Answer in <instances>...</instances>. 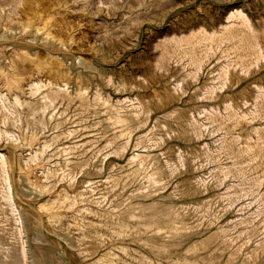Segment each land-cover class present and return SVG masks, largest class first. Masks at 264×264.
<instances>
[{"label":"rangeland","instance_id":"rangeland-1","mask_svg":"<svg viewBox=\"0 0 264 264\" xmlns=\"http://www.w3.org/2000/svg\"><path fill=\"white\" fill-rule=\"evenodd\" d=\"M70 3L93 22L91 28L73 21L82 23L89 50L73 47L65 57L88 83L89 104L48 99L43 81L19 101L0 95V114H10L0 129L11 131L1 132L0 141H15L22 124L37 134L32 148L20 147L22 163L48 183L43 188L0 166V264H107L110 246L125 259L144 256L150 263L264 264V0ZM231 30L257 36L258 50L243 56L245 42ZM192 32L179 43L173 38ZM225 71L253 74L263 86L237 98L229 76L219 77ZM62 88L76 95L74 84ZM223 94L234 96L231 105ZM110 104L123 114L137 110L147 122L105 146L117 130ZM120 145L121 153H113ZM134 151L149 154L139 171L128 159ZM64 186L73 194L94 192L100 209L144 226L119 233L105 224L98 227L102 238L86 236L95 228L81 223L97 203L80 200L90 208L78 218L63 212L46 227L31 219L17 194L38 202L48 188Z\"/></svg>","mask_w":264,"mask_h":264},{"label":"bare ground","instance_id":"bare-ground-1","mask_svg":"<svg viewBox=\"0 0 264 264\" xmlns=\"http://www.w3.org/2000/svg\"><path fill=\"white\" fill-rule=\"evenodd\" d=\"M0 6V95L5 94L8 98L19 101L21 96H27L29 87L38 89L40 81H43L50 87L47 94L48 99L54 100L63 96V98L71 102L79 98L81 106H88L89 103L86 101L83 92L88 87V83L68 68L65 59L66 56L73 53V47L79 49L81 52L89 50V48L85 47L87 46L85 44L86 41H84L81 34L83 30L82 23L73 22L75 19L85 20L87 25L92 28L93 22L88 19L85 11L78 10L72 6L70 0H0ZM236 14L233 9L228 15L227 21ZM224 25L228 26L227 23ZM195 34V32H192L189 36H174L173 38L179 43L182 40L191 39ZM231 35H240V38L244 40L245 52L243 56H247L252 51L258 50L259 39L254 34L231 30ZM228 74L229 72L225 71L219 77H222L226 81L229 76L230 87L236 88L237 98H247L242 92L244 89H254V85L258 88H262L263 86L260 83V79L253 74L248 78L238 71H233L230 75ZM66 83L74 84L77 89L76 95L66 94L63 91L62 85ZM233 99L234 96L230 94L221 95L222 102H227L229 105L232 104ZM118 100L124 103L128 101V98L125 97ZM28 104V110L31 112L34 109V107H30L32 101L29 100ZM109 106L114 110L111 120L117 130L114 131V136L106 138L105 146L109 145L114 138L130 133L133 128L144 127L146 125L147 121L144 118H138L139 111L136 110L130 114H123L121 108L115 104H110ZM9 118L10 114L6 110L0 114V119L4 123ZM3 131L8 134L11 132L9 129L3 130L1 128L0 135ZM18 132L19 137L14 138L13 135V140L15 141H0V166L7 167V170H10L12 173L19 171V175H23L30 183L35 185L39 183L44 188L48 183H41L36 177L37 173H33L31 166L28 169L23 167L22 162L24 159L20 153L21 146L32 148L40 140V137L34 133H27L25 131V124L19 125ZM18 139L20 140L18 141ZM123 148L124 145H120L112 152L119 154ZM148 156L149 154L134 151L128 158L131 162L137 161L133 171L145 168ZM38 164L40 165L41 162ZM91 190L94 191V188H91ZM46 192L47 194L43 199L33 202L20 190L17 191L21 203L30 211L31 219L46 227H50L53 219L59 217L63 212H71L72 215L78 218V211L90 208L89 205L80 204V200H86V203H89L88 201H95L97 203L95 207L91 208L94 216L87 223H81L84 226L95 228L94 232L96 233L84 231L86 236H93L98 239L102 238L103 233H100L98 227L105 224L110 225L114 231L119 233L128 227L139 229L144 226L142 223L131 224L126 218L114 217L105 209H100L99 205L102 200L99 196L93 197L94 192L86 195L84 190H78L73 194L66 186L61 189L48 188ZM101 216L104 218L103 224L101 223ZM112 248L110 246L103 252L108 257L106 260L107 264L154 263H150L149 259L147 261L144 256L138 258L132 255L130 260L125 259L113 251ZM65 253L69 255L68 252L65 251ZM154 264L162 263L155 262Z\"/></svg>","mask_w":264,"mask_h":264}]
</instances>
